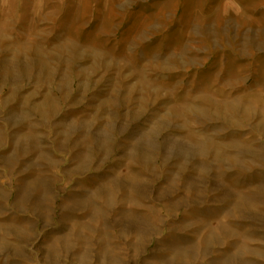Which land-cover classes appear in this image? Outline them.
<instances>
[{
	"label": "rangeland",
	"instance_id": "obj_1",
	"mask_svg": "<svg viewBox=\"0 0 264 264\" xmlns=\"http://www.w3.org/2000/svg\"><path fill=\"white\" fill-rule=\"evenodd\" d=\"M194 1L0 0V264H264V0Z\"/></svg>",
	"mask_w": 264,
	"mask_h": 264
},
{
	"label": "crops",
	"instance_id": "obj_2",
	"mask_svg": "<svg viewBox=\"0 0 264 264\" xmlns=\"http://www.w3.org/2000/svg\"><path fill=\"white\" fill-rule=\"evenodd\" d=\"M195 1H197V0H195ZM209 1H211L210 4H208L209 2L207 4H203L204 8H206L208 6L212 7L213 5H216L217 8L219 6L222 9L223 15H225V17H230L231 15L235 14V11H231L232 10V5H231V1L230 0H209ZM195 23H196L195 26L197 27V29H201L200 28L201 25H199L200 23H198V21H196Z\"/></svg>",
	"mask_w": 264,
	"mask_h": 264
}]
</instances>
